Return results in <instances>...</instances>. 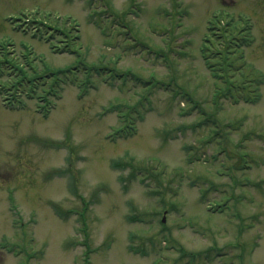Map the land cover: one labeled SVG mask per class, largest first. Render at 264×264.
I'll return each instance as SVG.
<instances>
[{"label": "rangeland", "instance_id": "rangeland-1", "mask_svg": "<svg viewBox=\"0 0 264 264\" xmlns=\"http://www.w3.org/2000/svg\"><path fill=\"white\" fill-rule=\"evenodd\" d=\"M228 17L254 104L203 62ZM0 264H264V0H0Z\"/></svg>", "mask_w": 264, "mask_h": 264}, {"label": "trees", "instance_id": "trees-1", "mask_svg": "<svg viewBox=\"0 0 264 264\" xmlns=\"http://www.w3.org/2000/svg\"><path fill=\"white\" fill-rule=\"evenodd\" d=\"M241 19L243 21L239 20L238 24L232 17L218 21L213 19L209 22V37H205L201 55L206 68L217 80L223 83V87L219 88L216 94L234 104L240 101L254 104L261 98L263 79L259 74H254V76L242 73L244 66L243 49L250 43L252 37L249 21L244 18ZM36 27L39 28L38 25ZM64 47L68 49V45L65 44ZM95 70L100 74L112 71V69L106 70L105 66L95 68ZM128 75L130 79L145 83L143 78L130 72H116L114 74L116 78L122 79L123 85L129 79L127 78ZM238 75L240 78H238ZM159 83L164 84L163 81ZM168 85L169 83L166 84V86ZM141 118L142 116H139V119ZM119 120L121 126H123L122 130H119L120 135H132L136 128V119L120 115ZM56 210L60 211L59 208H56Z\"/></svg>", "mask_w": 264, "mask_h": 264}]
</instances>
